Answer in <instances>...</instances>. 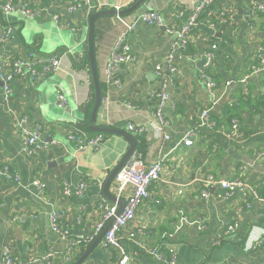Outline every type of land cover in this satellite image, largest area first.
Listing matches in <instances>:
<instances>
[{
	"label": "crops",
	"instance_id": "obj_1",
	"mask_svg": "<svg viewBox=\"0 0 264 264\" xmlns=\"http://www.w3.org/2000/svg\"><path fill=\"white\" fill-rule=\"evenodd\" d=\"M5 1L0 0V5ZM22 1L39 13L34 17L18 11L0 13V21L12 24L15 31L4 46L9 55L18 57L28 51L38 56L64 54L60 68L39 80L15 77L9 106L0 102V170L8 164L19 174L15 182L0 173V264L4 244L19 264H41L40 258L49 250L52 264H72L92 243L82 238L101 218L96 202L104 197L110 204L121 205L131 193L132 186L127 185L118 196L114 178L108 193L116 199L111 201L102 193L106 178L129 144L122 136L109 133L97 150L75 151L66 136L71 130L80 127L92 135L85 129V120L88 117L89 126L93 81L90 67L83 64L90 13H69L64 5L47 0ZM93 1L104 2L103 9L117 6L127 11L137 0ZM198 1L144 0L119 18L102 15L93 22L96 75L102 83L96 125L128 132V123L145 126L140 133L130 132L145 140V163L163 159L160 179L150 186L149 197L138 204L134 219L120 232L130 255L128 264H166L149 254L152 247L174 252L180 264H264V199H251L247 205L238 190L220 199H205L200 194L201 180L213 174L240 177L264 198V105L258 100L264 95V71L250 74L257 56L264 60V15L248 17V0H213L200 15L189 35L187 55L178 61L168 85L171 101L163 113L169 124L159 132L153 129L156 102L152 95L160 81L155 67L163 64L165 74L164 57L172 36L164 26L143 24L139 16L156 10L164 25L176 26ZM179 10L184 13L181 18L175 16ZM221 12H225V22ZM129 25H133L127 33L133 59L119 69L121 85H108L105 67L110 52ZM211 45L216 47L207 71L216 86L208 92L199 62ZM59 94L66 108L58 106ZM241 95L243 101L238 100ZM226 105L238 108L242 138L229 139L219 129L198 125L202 109H209L212 118H222ZM35 123L42 125L46 147L29 158L22 151L23 133ZM190 129L196 131L192 145L186 147L181 139ZM37 178L45 183L42 192L32 183ZM80 180L87 182L85 191L63 194V185L74 186ZM51 210L65 212L62 222L70 229L69 236L62 238L51 230ZM182 215L192 221L203 217L206 225L200 229L197 222L183 221ZM233 222L237 228L223 234ZM117 260L104 250L101 236L81 264H118Z\"/></svg>",
	"mask_w": 264,
	"mask_h": 264
},
{
	"label": "built area",
	"instance_id": "obj_2",
	"mask_svg": "<svg viewBox=\"0 0 264 264\" xmlns=\"http://www.w3.org/2000/svg\"><path fill=\"white\" fill-rule=\"evenodd\" d=\"M49 3H58L66 7L69 13L76 11H85L92 13L103 9L106 4L104 2H94L93 0H47ZM213 0H199L192 6L187 18L181 21L176 26H167L163 23L161 14L156 10H149L142 12L139 16L143 24L150 26H164L165 31L172 36L170 46L164 57L165 74L163 64L158 63L155 67V74L159 77V85L153 92L156 105L154 110L155 123L153 129L156 132L162 131L168 124L169 120L163 113L164 107L171 101L168 85L171 82L172 74L177 69V63L187 55L189 46V35L198 23L200 15L206 11ZM116 11H120L119 7H113ZM12 11L20 12L24 17H34L39 13V9L29 7L28 2L22 0H6L0 5L1 16L7 15ZM248 17L261 13L264 14V3L257 0H248ZM183 11L179 10L175 16L181 18ZM119 18L120 16L116 14ZM222 21H226L225 12H221ZM56 18V15H53ZM251 25V24H250ZM133 25L127 26L126 30L119 35L114 46L110 52L106 67H105V80L106 84L120 86L121 79L119 77V69L122 64H126L133 59V54L130 44L127 42V33L132 29ZM15 34L12 24L5 21H0V102L4 103L6 107L9 106L12 95L11 82L15 77L29 76L32 79H41L46 75L57 71L61 65V58L63 54L54 53L53 55L38 56L32 51L24 53V55L12 58L4 46L13 38ZM215 45H211L209 51L203 55L204 63L199 69L200 77L205 82V87L208 92H211L216 86L214 77L207 71L211 64L214 54L213 49ZM264 50V49H263ZM258 64H251L250 74L259 73L264 71V60L258 55ZM244 81V80H243ZM229 81L226 85H229ZM247 94L248 90L245 89ZM58 106L66 108V100L63 95L57 96ZM25 121V117L21 118ZM198 125L208 126L210 129H219L229 139H239L244 136L240 120L234 117L230 120L229 124H218L215 120L210 118L209 109H202L199 115ZM127 129L133 134L140 133L146 129L145 126H136L133 123L127 124ZM196 129H190L183 135L181 141L186 147L192 145ZM67 139L73 143L75 151L97 150L103 139L104 135L98 133L96 135H89L84 130L74 128L67 135ZM169 135L165 134L164 139H169ZM42 141V125L35 123L30 129H25L22 139V151L26 157H37L40 150L45 148ZM163 171V159L157 160L147 164L144 161L143 154L136 148L132 150L126 161L119 168L114 175L115 189L119 196L127 185L132 186L131 193L125 199L122 209L118 210L117 203H108L104 197H101L96 202V209L102 211L100 220L95 224L91 233L85 235L82 241L91 243L95 237L108 225L102 235V246L109 254L118 257V264H128L130 260L129 253L125 250L121 243L120 232L127 227V225L134 219L135 210L138 204L149 197L150 186L158 181ZM0 173L7 179L15 182L19 180V174L16 170L12 169L8 164L2 166ZM33 185L42 192L45 188V183L38 178L32 181ZM202 189L200 194L203 198L208 199L214 197L217 199L226 198L235 191H240L246 204L251 203V199L261 200L258 191L255 187L247 184L240 177L223 178L217 177L213 174H208L201 180ZM87 182L80 180L74 186L63 185V194L69 195L70 193L81 194L87 188ZM101 186V183L99 184ZM210 189H213L211 191ZM64 211L51 210L49 213V226L51 230L59 234L62 238L69 236L70 229L62 222ZM183 221L188 223L197 222L198 227L203 229L206 225V220L203 217L192 221L185 215L180 217ZM80 222V219L77 220ZM237 227L235 222L226 225L223 234L233 231ZM216 240V244H219ZM149 254L156 260L166 264H180L177 255L169 251L166 253L158 247L149 249ZM53 257L52 250L40 258L41 264H52L51 258ZM2 264H19L13 255L10 247L7 244L2 246L1 250Z\"/></svg>",
	"mask_w": 264,
	"mask_h": 264
},
{
	"label": "water",
	"instance_id": "obj_3",
	"mask_svg": "<svg viewBox=\"0 0 264 264\" xmlns=\"http://www.w3.org/2000/svg\"><path fill=\"white\" fill-rule=\"evenodd\" d=\"M143 1L144 0H137L133 5H131L130 7L127 8V11H124V10L116 11L115 9H101V10H98V11H95V12L91 13L89 18H88L87 56H88V60H89V67H90V71H91V76H92V81H93V90H94V101H93V105H92L91 113H90L89 127H90V129L92 131L101 132V133L102 132L103 133H113V134L120 135L129 144L127 150L124 152V154L119 159V161L117 162L115 167L112 169V171L110 172V174L106 178V180L104 182V185L102 187L103 195L105 197H107L108 199H111V201L115 200L116 197L112 196L110 193H108V187H109L114 175L116 174V172L119 170V168L126 161V159L130 155L132 150L135 149L136 141H135V138H134L133 134H131L128 131H124V130H120V129H112V128H108V127H99L95 123L97 110H98V106H99V103H100V89H99L98 81H97L95 60H94V53H93V22L98 16L124 14V13H126V12H128L130 10L135 9ZM203 63H204V59H202L199 62V66L202 67ZM210 190L213 191V189H210ZM123 205H124V201H122L121 205L118 204V210L119 211L122 209ZM107 227H108V225L101 231V233L98 235L97 239L92 241V243L88 246V248L72 264H81L86 259V257L89 255V253L91 252L92 248L97 243L98 239L101 238V236L103 235V233L105 232Z\"/></svg>",
	"mask_w": 264,
	"mask_h": 264
},
{
	"label": "trees",
	"instance_id": "obj_4",
	"mask_svg": "<svg viewBox=\"0 0 264 264\" xmlns=\"http://www.w3.org/2000/svg\"><path fill=\"white\" fill-rule=\"evenodd\" d=\"M94 12H95V11H94ZM92 13H93V12H92ZM90 14H91V13H90ZM260 15L263 16L264 14H261V13H260ZM28 52H29V51H28ZM12 58H15V57H12ZM83 64H84L85 66H89V60H88L87 52L85 53ZM255 64H258V62H255ZM214 79H215V78H214ZM97 81H98V80H97ZM98 86H99V89L101 90V88H102V83H101L100 81H98ZM245 94H246V93H245ZM247 94H248V92H247ZM100 95H101V94H100ZM248 99H250V98H248ZM238 100H239V101H243V100H244L243 97H242V95H241V97L238 98ZM258 100H259L261 106L264 105V95L259 96V97H258ZM92 105H93V97H92V100L90 101V103H89V105H88L87 115L90 114V111H91ZM234 117L239 118L238 108L235 107V106H229V105H228V106L226 105V106L223 108V117H222V118H218V117H214V118H212V117L210 116V118H211L212 120H215L218 124H226V125H228L229 122H230V120H231L232 118H234ZM85 121H86L85 129L88 130V131H90V132L92 133V135H96V134H98V133H101V132H95V131H92V130L89 128V126H88V117L86 118ZM102 134H103V135H108L109 133H103V132H102ZM135 138H136V146H135V148H136L138 151H140L141 153H143L144 150H145V140H144L142 137H140V136H135ZM257 191H258V189H257ZM258 193H259V192H258ZM82 251H84V247H83ZM82 251H81V252H82Z\"/></svg>",
	"mask_w": 264,
	"mask_h": 264
},
{
	"label": "rangeland",
	"instance_id": "obj_5",
	"mask_svg": "<svg viewBox=\"0 0 264 264\" xmlns=\"http://www.w3.org/2000/svg\"><path fill=\"white\" fill-rule=\"evenodd\" d=\"M54 53L50 54V55H53ZM237 228V227H236Z\"/></svg>",
	"mask_w": 264,
	"mask_h": 264
}]
</instances>
